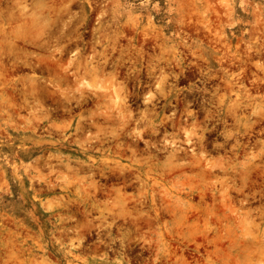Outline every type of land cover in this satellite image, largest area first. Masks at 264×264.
<instances>
[{
  "label": "rangeland",
  "instance_id": "rangeland-1",
  "mask_svg": "<svg viewBox=\"0 0 264 264\" xmlns=\"http://www.w3.org/2000/svg\"><path fill=\"white\" fill-rule=\"evenodd\" d=\"M0 264H264V0H0Z\"/></svg>",
  "mask_w": 264,
  "mask_h": 264
}]
</instances>
